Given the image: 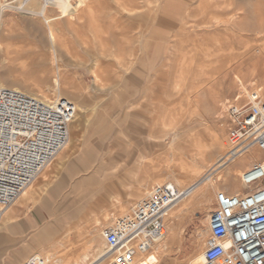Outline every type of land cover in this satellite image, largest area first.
I'll return each instance as SVG.
<instances>
[{"label":"rangeland","instance_id":"1","mask_svg":"<svg viewBox=\"0 0 264 264\" xmlns=\"http://www.w3.org/2000/svg\"><path fill=\"white\" fill-rule=\"evenodd\" d=\"M8 1L22 6L0 11V83L9 88L15 84L41 100V90L50 87V101L61 94L78 109L68 126L69 143L36 175L31 198L20 202L18 196L5 209L4 214L13 210L16 218L0 242V264L35 252L15 254V247L22 235L29 239L39 232L40 243L53 237L42 243L43 249L75 259L86 246L87 233L75 238L74 230L94 225L93 217L103 230L154 184L167 180L165 158L150 150L151 128L160 136L161 127L169 130L177 117L181 131L196 141L189 155H196L210 142L209 132H216L226 143L221 151L225 158L231 147L225 102L238 94L240 82L246 91L260 88L264 97V51L257 45L264 39L263 26H257L264 0H86L71 16L49 5L47 15L56 17L49 23L53 44L48 24L30 12L38 11L40 0H0V7ZM56 73L60 84L55 90ZM170 139L168 134L155 142L168 145ZM238 160H226L218 175ZM195 176L183 178V184ZM212 182L208 202L183 209L178 203L171 210L160 240L164 246L153 264L200 263L216 192L245 190ZM137 190L139 195H133ZM116 197L118 203L112 201ZM125 199L129 202L122 208ZM81 215L88 220L82 223Z\"/></svg>","mask_w":264,"mask_h":264},{"label":"built area","instance_id":"2","mask_svg":"<svg viewBox=\"0 0 264 264\" xmlns=\"http://www.w3.org/2000/svg\"><path fill=\"white\" fill-rule=\"evenodd\" d=\"M57 0H40L46 6ZM227 152L234 159L248 148L262 156L241 174L245 190L217 191L207 217L208 236L199 264H264V98L260 88L225 102ZM75 104L64 97L43 101L20 90L0 88V217L61 150ZM185 191V190H184ZM184 191L154 184L129 212L102 230L110 255L105 264H139L166 233L165 213ZM23 264H47L29 257Z\"/></svg>","mask_w":264,"mask_h":264},{"label":"bare ground","instance_id":"3","mask_svg":"<svg viewBox=\"0 0 264 264\" xmlns=\"http://www.w3.org/2000/svg\"><path fill=\"white\" fill-rule=\"evenodd\" d=\"M85 1L86 0H75L72 3V2H70V0H57L52 5L55 6V8L58 7L60 13L67 12L68 15L71 16V14H72L71 11L73 12V11H76L77 9H79L82 5H84ZM21 2H22V0H21ZM12 3H13V1H11V2L8 1L4 4H1L0 11H2L5 7H8V6L10 7V5ZM20 6H22V5L17 4V6H15V7H14V5H11L12 8H19ZM200 6H202V5H200ZM46 7H47L46 5H44L43 3H40L38 11L34 12V11L30 10V12L37 14V15H40L43 18V20L48 24V39L53 44L55 41V36H54L53 31L50 28L49 23L52 20H54L56 17L54 18L52 16H48L47 12H46ZM202 11L204 12V10H202ZM186 12H187V10H186ZM25 13H26V11H25ZM205 14H206V12H205ZM263 14H264V12H263ZM29 15H31V14H29ZM205 17H206V15H205ZM210 19L211 18L206 19V21L210 20ZM204 22H201V23H204ZM257 26H259L260 28L263 26V28H264V16L262 18V21H258ZM257 45L259 46V48H261L264 51V39L263 40L260 39V42L257 43ZM143 46H145V45H143ZM49 47L51 48L50 45H49ZM250 48H251V46L249 47V49ZM245 50L246 49H244V51ZM246 51H248V50H246ZM52 52H54V51H52ZM236 78L239 81L238 76H236ZM52 83H53L52 87H55L54 88L55 90L58 89L59 84H60L58 73H56L54 75V77L52 78ZM1 87H6V86L0 83V88ZM10 87L13 89L19 90V87L15 84L10 85ZM37 91H40V88H39V90L37 89ZM48 93H52V94L54 93L52 91V88L49 87V88H45L44 90H41V95H42L43 101H50L49 100L50 98H48ZM247 93H248V90L246 91L245 86L240 82V88H239L238 95L242 97ZM28 95H33L36 98L39 97L38 95L33 94V93H29ZM125 95L127 97L128 93L126 92ZM58 97H63V95L58 94L56 98H58ZM214 98H216V97H214ZM76 109H78V107L75 105V111H76ZM129 109L131 110L132 107H129ZM130 110H129V112H130ZM131 112L129 114H131ZM177 119H178L177 117L173 118L174 124L171 126V128H169V130L165 128L166 125L164 124L163 127H161L162 132H159V133H162V134H160V136H156V134L154 133V128H151L150 132H149V138L151 141L150 142V150L153 151L154 153L159 152L158 153L159 157H164L166 160L164 167L162 168L160 166L162 168L163 172L165 173L164 179H167L165 182H170V183L174 184L178 188V190H180V191L185 190L182 193V195L179 197V199L173 205H171L169 207V209L167 210V212L165 213V220L166 221L171 220L170 218H172L173 215L170 212L178 203H181L178 206L181 207V209H183V208H187L188 206L195 205V204L198 205V204L208 202L209 198H210L209 194H208V187L213 183L212 182L213 180L220 181V183H222L223 185L230 186L231 188H233L235 190H239V189L244 188L245 185L241 181V174L243 172V169H241V168L242 167L248 168L254 161H257L259 159V155H260V153L258 151H256L254 148H248L237 156V157H239V160L235 163V165L233 167L225 168V170H222L223 173L220 172L221 174L218 175L219 168L222 165H224L226 160H230L228 157L224 158L225 154L224 155L221 154V151L223 150V148H225L226 143L220 139L219 135L216 132L212 131V132H209L210 133V142L202 145L200 150L198 149L199 152L196 155H191V154L189 155L188 152H189L191 143H195L196 141L193 138L187 137L188 132L183 133L181 131L182 126L180 124H178L179 120H177ZM204 121H206V120H204ZM185 130H183V131H185ZM189 130L191 131V129H189ZM168 134L171 135V139H170L168 145L163 144V142H159V143H157V141L155 142V139H161V141H164ZM195 135H197V133ZM69 141H70V139H69V132H68L67 140H66V142L62 148H64L69 143ZM224 151L225 150H223V152ZM46 166H47V164L43 168H45ZM157 171L159 172V170L156 169V172ZM194 175H196L195 176L196 178H193L190 183H188L186 185H184L185 183L183 184V181H182L183 178H186V177L188 178L189 176H194ZM41 176L44 178L46 176V173L43 172L41 174ZM161 180H162V178H161ZM32 181L20 193V195H19L20 202H23V201L31 198L33 191L31 189H29V187L32 184ZM187 182H189V181H187ZM157 184H158V182H157ZM140 191L141 190H137L133 195H135V196L139 195ZM233 193L237 194L238 192H233ZM117 197L114 198L115 200H113V198H112V201H115V203H118L119 198H117ZM128 202L129 201L126 199L123 201V203L120 202L121 207L125 208V206L127 205ZM90 212L94 213L93 211H90ZM104 217L106 219H110L109 215L107 216L105 214ZM15 218H16V215H15V212L13 210H11L10 212L5 213V214L3 212V214L1 215V217H0V242H2L4 237L9 233V228L12 224L13 219H15ZM87 220H88V218L83 215L81 222L84 223ZM91 220H92V224H94L91 227H87L85 225H82L81 227L79 226L76 230L73 231V237H75V238L87 233V236H85L86 237V246L85 247L83 246L84 249L78 254V256L76 255L77 257L75 259L68 260L66 258H63V256L61 254H58L59 252H54L52 250L43 249L42 243H44L46 241H50L53 237L48 236L47 240H45L44 242L42 241L40 243V242H38V239L42 238V236H43V234H41L40 232L38 233V235L30 236L29 239H26L28 235H22L20 244L15 247V248H17L15 250V254L22 253L23 251L25 252L29 249H32V250H36V251L33 252L30 256L31 257H42L47 261V264H85V263L87 264V261H90L89 264H105V262L109 258L110 253L106 248L105 242L100 238L102 235V230H99L96 228V225L99 224L100 221L98 222L97 218H95V217L91 218ZM170 226H171L170 227L171 230H173L175 228L174 223H172ZM87 228H89V230ZM62 233H64V232H62ZM62 235H65V234H62ZM170 237L171 236H169V238ZM56 238H58V235ZM98 238H100V239H98ZM160 242L161 241H159L158 243H156L154 245L152 251L150 252V256L148 258L147 257L144 258L143 261L140 262L139 264H153L156 260L158 262V257L156 255V253L159 251L160 248H162L164 246ZM19 248H22V249H19ZM75 251H77V250L75 249ZM2 256H3V254L0 251V263H2V260H3ZM30 256L24 257L21 260V259H19V257L17 255H14L12 257V259H10V263H8V264H18V263L23 264L26 261V259L29 258ZM200 257H201V255H200Z\"/></svg>","mask_w":264,"mask_h":264}]
</instances>
